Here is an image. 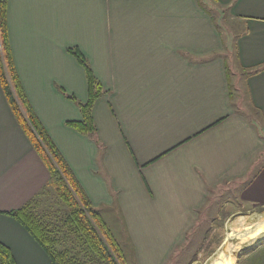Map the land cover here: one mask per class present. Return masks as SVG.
Instances as JSON below:
<instances>
[{
  "label": "crops",
  "instance_id": "0c3cea01",
  "mask_svg": "<svg viewBox=\"0 0 264 264\" xmlns=\"http://www.w3.org/2000/svg\"><path fill=\"white\" fill-rule=\"evenodd\" d=\"M214 3L238 26L229 50L257 119L233 100L221 33L198 0H7L14 66L37 120L102 218L118 214L135 242L138 227L141 242L154 238V264L213 187L235 185L240 201L264 206V0ZM74 47L102 87L93 133L66 123L81 119L88 95ZM49 182L0 82V242L16 264H51L3 213L35 210Z\"/></svg>",
  "mask_w": 264,
  "mask_h": 264
},
{
  "label": "rangeland",
  "instance_id": "374dc122",
  "mask_svg": "<svg viewBox=\"0 0 264 264\" xmlns=\"http://www.w3.org/2000/svg\"><path fill=\"white\" fill-rule=\"evenodd\" d=\"M198 2L213 15L221 33L225 47L223 56L226 63V74L236 106L252 119H257L254 110L249 107L245 86L241 81L240 73L237 72L238 62L234 58L232 50H229L231 38H234L235 33H238V26L229 19L228 11L214 3V0H198ZM34 207L40 214L39 216H46V223L53 226L54 234L62 240L60 243H56L57 249L68 250L70 256L77 254L79 262L93 264L88 255L86 256V253L80 251L81 247L76 236L68 231L66 220L68 209L56 196L53 188L49 187L47 192L37 200ZM106 209L101 208L103 212ZM104 216V221L116 239L126 264H154L150 263V259L156 258L157 252L162 249H155L157 243H154L153 237L147 243L141 242V233L144 230L138 227L139 233L135 242L130 237L124 220L118 214L113 215L112 213L111 215L107 212ZM263 217L264 206L240 201L235 185L213 187L208 199L195 216L194 222L186 232L184 229L178 234L177 245L175 244L176 246L167 250L156 264H264V233L254 240L242 244L239 248L240 251L231 259L227 255V250L232 247L237 248L239 243L236 238L231 237L227 240L226 237L228 231H240ZM149 227H153V224L149 223L146 229ZM149 230L151 231L152 228ZM224 240L225 243H223Z\"/></svg>",
  "mask_w": 264,
  "mask_h": 264
},
{
  "label": "trees",
  "instance_id": "16d2710c",
  "mask_svg": "<svg viewBox=\"0 0 264 264\" xmlns=\"http://www.w3.org/2000/svg\"><path fill=\"white\" fill-rule=\"evenodd\" d=\"M6 15L7 0H0V82L16 118L28 133L34 149L49 170L50 186L68 209V231L76 236L80 251L86 253L93 264H126L124 255L101 214L93 208L66 161L31 109L14 66ZM69 51L85 71L88 95L85 102L79 103L81 119L68 120L66 123L77 131L93 133L95 126L91 109L102 87L82 52L75 47L69 48ZM260 69L249 70V74L257 73ZM3 213L19 222L32 235L49 256L51 264H85L84 261L79 262L77 254L70 256L68 250L56 248V243L62 240L54 234L53 226L46 223V216H39L30 203ZM0 264H16L9 248L1 242Z\"/></svg>",
  "mask_w": 264,
  "mask_h": 264
},
{
  "label": "bare ground",
  "instance_id": "6f19581e",
  "mask_svg": "<svg viewBox=\"0 0 264 264\" xmlns=\"http://www.w3.org/2000/svg\"><path fill=\"white\" fill-rule=\"evenodd\" d=\"M264 233V217L263 219L259 220L258 222H255L254 224H249L244 227V229L240 231H233L230 230L227 232V240L229 238H236L238 240V245L237 248H230L227 250V255L231 259V257H234L239 251H240V246L244 243H248L250 240H254L257 238L259 235ZM226 239V238H225ZM231 240V239H230ZM226 241L224 240L223 243ZM248 245V244H247Z\"/></svg>",
  "mask_w": 264,
  "mask_h": 264
}]
</instances>
